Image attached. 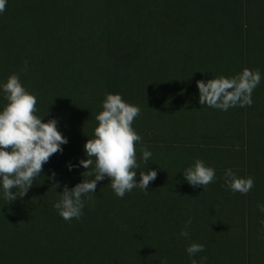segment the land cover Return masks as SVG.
I'll use <instances>...</instances> for the list:
<instances>
[{
	"label": "rangeland",
	"instance_id": "obj_1",
	"mask_svg": "<svg viewBox=\"0 0 264 264\" xmlns=\"http://www.w3.org/2000/svg\"><path fill=\"white\" fill-rule=\"evenodd\" d=\"M80 26L86 28L79 34ZM244 68L261 73L251 106L223 111L199 104L197 80L230 78ZM112 69L130 83L116 86L100 76ZM13 73L36 95V114L44 122L57 119L68 140L49 162L76 167L39 177L46 187L57 176L59 190L44 201L8 204L0 188V264H191L202 256L203 264H264L258 208L264 205V0H7L0 13V86ZM106 94L140 107L132 125L141 136L136 147L152 153L140 167L156 170L157 178L147 192L137 187L120 198L105 177L96 188L109 186L110 193L97 194L98 208L85 205L79 219L65 221L53 205L60 189L83 179L75 163L102 110L93 100L101 103ZM6 103L0 87V110ZM90 109L91 116L80 115ZM196 159L216 170L205 188L183 177ZM229 168L254 179L247 194L228 188ZM184 230L188 237L180 235ZM192 243L204 251L189 256Z\"/></svg>",
	"mask_w": 264,
	"mask_h": 264
},
{
	"label": "clouds",
	"instance_id": "obj_2",
	"mask_svg": "<svg viewBox=\"0 0 264 264\" xmlns=\"http://www.w3.org/2000/svg\"><path fill=\"white\" fill-rule=\"evenodd\" d=\"M6 5L7 0H0V13L6 10ZM260 81L259 69L249 68L230 78L218 76L207 81L197 80L198 102L223 111L237 105L251 106L252 93ZM0 87L7 101L0 110V188L9 204L27 194L37 177L41 176L43 165L54 154L62 152L61 146L68 140L58 130L57 119L44 122V116L36 114L37 97L22 85L17 73L9 75ZM140 112L138 105L126 102L120 94H106L102 110L95 116L97 125L93 138H88L83 145L87 157L79 160V166L85 169L80 174L83 179L71 189L65 185L58 194V202L53 205L63 220L82 216L85 205L82 197L88 196L92 201L93 197L88 194L94 193L97 183L105 177L109 178L111 189L120 198L137 187L147 192L150 183L157 178L156 170L145 172L140 167V161L146 167L152 157L147 146L136 147L141 136L132 125ZM67 167L72 170L76 165L68 164ZM137 170H140L139 182L136 180ZM54 176L55 173H52L48 179ZM183 177L192 187L205 188L215 181L216 170L203 160L196 159L184 170ZM224 180L231 191L240 194H247L254 187L251 176L240 177L230 168L225 170ZM54 184L58 186L55 181ZM258 208L264 212V205H258ZM261 223L264 224V221ZM190 224L191 220L186 223L185 229ZM180 235L188 237L189 232L184 230ZM203 251L204 245L199 243H192L186 248L191 257ZM206 260L207 257L202 256L199 261L192 259L191 264H203ZM162 264H167V261Z\"/></svg>",
	"mask_w": 264,
	"mask_h": 264
},
{
	"label": "trees",
	"instance_id": "obj_3",
	"mask_svg": "<svg viewBox=\"0 0 264 264\" xmlns=\"http://www.w3.org/2000/svg\"><path fill=\"white\" fill-rule=\"evenodd\" d=\"M106 1H108V2H110V0H106ZM105 9H101L100 8V11H104ZM242 10H244V8H242ZM89 14L91 15V11L89 12ZM242 24H243V27H244V29L246 30V22H245V20L243 19V22H242ZM100 27V25H97V29L100 31L101 29L99 28ZM85 26H80V32H79V34L80 33H82V32H85ZM101 34H102V32H100ZM246 32H244L243 33V36H242V40H243V44H244V46H246V34H245ZM97 35H98V33H97ZM95 37V36H94ZM90 38V37H89ZM110 62V61H109ZM100 76L102 77V78H104L105 77V80L106 81H108L109 79H111V81H113L112 83V85H116V86H123V87H125V85H127V84H129L130 83V81H127L124 77H126L125 75H124V73H122L121 71H119L118 69H112V70H107L106 72H103V74H102V71L100 72ZM99 80H101V79H99ZM102 81V80H101ZM108 92H109V89H108ZM89 100H91L90 98L88 99V101ZM103 101V100H102ZM102 101H101V103H97L96 102V100H93V103H94V105H98V106H101L102 105ZM81 107L78 105V109H80ZM95 113V111H94V109H90V110H88V111H81L80 112V115L82 116V115H87V116H91L92 114H94ZM89 127H92L91 126V124L89 123ZM87 135L90 137L91 136V130H89L88 131V133H87ZM76 142H78L77 140H75ZM75 149H76V147H75ZM75 153H76V151H75ZM87 157L86 156H83V157H81L80 158V160L81 159H86ZM69 163L67 162V161H65V162H61L59 165H57L56 163H52V162H49L48 163V166L45 168V169H43V172H42V174H41V176H44L45 174H46V176H48L49 174H50V171L51 172H54L55 171V169L58 167H62V168H64V167H67V165H68ZM75 164H77V166L79 167V169H81L83 172H84V168L82 167V166H79V160H77V162L75 163ZM77 169V168H76ZM69 171H71V170H69L68 169V173H69ZM72 171H74V168H72ZM50 176V175H49ZM40 177V176H39ZM39 177H37V179L35 180V184H33V186L28 190V192H27V194L24 196V197H22V198H19V199H27V201H30V200H34V199H38V200H40V201H44V200H46L48 197H50V195H51V193L53 192V194L55 195V193H54V191L52 190V189H54V190H59V188H57L58 186H56L55 184H54V181L55 182H57L56 180H57V176H55L53 179H51L52 180V182L50 183V185H48L47 184V186L45 187H42L41 185H40V183H38V179H39ZM39 180H41V179H39ZM58 183V182H57ZM68 186V188L69 189H71L73 186L72 185H67ZM110 187L108 186H106V187H99V188H96V190H95V192L94 193H90V194H88V195H90V196H92L93 197V200L92 201H90L89 199H88V196H84L83 197V199H84V201H85V205L86 206H89L90 208H98V203H97V194L98 193H104V192H109L110 193ZM61 190V192L63 191L62 189H60ZM109 196H112V199L113 200H115V201H117L118 199L117 198H115L112 194L111 195H109ZM2 200V199H1ZM20 205V204H19ZM84 205V206H85ZM24 207V205H21V208H23ZM133 208H134V212H137L138 210H137V208L135 207V206H133ZM134 217H132L131 219H133ZM127 221H129L128 219H126ZM246 228H247V226H246ZM141 231L139 232V234H140V237L142 236V229H140ZM246 232H247V229H246ZM247 237H248V235H247ZM248 264V263H247Z\"/></svg>",
	"mask_w": 264,
	"mask_h": 264
}]
</instances>
